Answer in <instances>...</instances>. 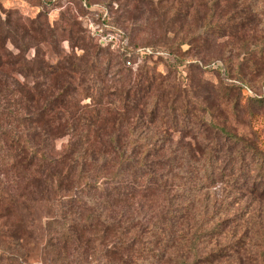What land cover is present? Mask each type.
<instances>
[{
  "label": "trees",
  "instance_id": "16d2710c",
  "mask_svg": "<svg viewBox=\"0 0 264 264\" xmlns=\"http://www.w3.org/2000/svg\"><path fill=\"white\" fill-rule=\"evenodd\" d=\"M196 2L201 11L191 18L190 35H201L200 48L209 47L207 37H236L250 23L246 15L235 20L228 0ZM9 14H0V264H167L177 250L185 254L176 264H200L225 255L231 247L202 255L223 222L211 223L217 214L210 213L208 193L201 195L225 183L264 196L259 136L235 133L215 119L218 112L226 119L225 112L213 110L192 85L166 87L155 71L135 81L121 72L127 86L122 111L77 107L73 77H58L76 73L80 60L33 63L27 47H16L15 55L8 48L16 38ZM188 16L174 14L180 28ZM41 18L32 21L40 29ZM223 72L231 77L227 67ZM232 80L222 84L220 99L264 108V95L243 94L248 85L242 75ZM156 86L161 91L152 93ZM144 98L151 105L138 113L128 103ZM177 134H191L193 143L181 137L176 143ZM58 138H68L60 150ZM161 196L165 205L157 211L152 202ZM39 221L42 245L35 233Z\"/></svg>",
  "mask_w": 264,
  "mask_h": 264
},
{
  "label": "rangeland",
  "instance_id": "374dc122",
  "mask_svg": "<svg viewBox=\"0 0 264 264\" xmlns=\"http://www.w3.org/2000/svg\"><path fill=\"white\" fill-rule=\"evenodd\" d=\"M179 1L0 0V14L6 17L10 13L15 21L16 38L8 44L15 55H20L16 47H27L25 56L33 63L45 61L55 66L65 64L68 57L80 60L76 73L63 71L58 77L59 81L69 79L68 75L73 77L77 107L122 111L124 101L120 94L127 86H122L121 72L125 70L135 81L139 73L155 71L166 87L192 85L198 97L207 98L206 102L213 110L225 112L226 119L219 112L214 115L218 122L227 123L235 133L259 136L264 148V108L245 99L234 106L233 102L219 98L223 93L222 84L230 85L232 79L241 75L248 85L243 94L264 95V0H228L226 8L231 13L237 12L233 13L235 20L246 15L250 23H246V30L236 37H207L209 47L202 48L197 46L201 35H190L195 33V21L191 18L200 9L199 3L196 0ZM180 10L187 11L190 19L182 28L181 20L174 17ZM39 16H42L41 29L39 24L32 23ZM143 48L153 50L156 55L144 56L139 51ZM224 66L231 77L224 75ZM156 90L161 91V88L156 86L152 93ZM86 95L90 98L86 99ZM148 99L129 100L128 103L135 105L138 113L144 107H150ZM181 136L176 135V143L181 139L193 143L191 134ZM67 140L58 138L54 142L56 148L60 150ZM182 152L180 149L177 153ZM206 193L210 213L217 214L211 223L219 220L223 226L220 235L207 240V251H202V255L214 252L216 246L231 249L219 260L201 261L200 264H264V196L235 190L225 183L203 191L202 199H206ZM183 194L184 191H180L181 199ZM162 199V196L157 197L155 203L152 202L157 211L165 205ZM157 211L154 213L158 214ZM40 223L42 221L36 226L35 233L42 245L45 236ZM184 254V251H174V256L167 258V264H176V259ZM38 259L35 256L31 261L35 263Z\"/></svg>",
  "mask_w": 264,
  "mask_h": 264
},
{
  "label": "built area",
  "instance_id": "2783aa9c",
  "mask_svg": "<svg viewBox=\"0 0 264 264\" xmlns=\"http://www.w3.org/2000/svg\"><path fill=\"white\" fill-rule=\"evenodd\" d=\"M140 52L143 54H150V55L153 54V51L149 48H143L140 50Z\"/></svg>",
  "mask_w": 264,
  "mask_h": 264
}]
</instances>
